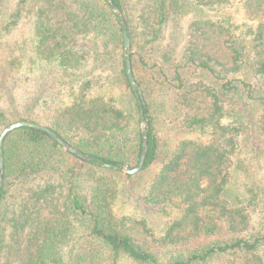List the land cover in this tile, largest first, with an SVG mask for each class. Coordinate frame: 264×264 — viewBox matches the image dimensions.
I'll return each mask as SVG.
<instances>
[{"label":"trees","instance_id":"obj_1","mask_svg":"<svg viewBox=\"0 0 264 264\" xmlns=\"http://www.w3.org/2000/svg\"><path fill=\"white\" fill-rule=\"evenodd\" d=\"M39 1L31 58L26 66L22 58L13 59L7 77L23 82L33 69L55 66L71 89L76 87L73 100L20 103L12 86L0 107V132L14 121L32 120L52 128L85 157L36 128L21 127L7 136L0 264H264V232L254 231L251 223L257 198L245 202L230 189L243 136L255 137V144L264 136V0H192L196 11L219 15L242 9L244 18L236 24L233 14L196 17L185 62L171 65L174 61L159 57L156 44L168 18L187 13L190 2L144 0L138 26L125 1L112 0L128 25L132 67L143 95L148 94L143 75L153 69L176 88L184 114L175 121H181L183 132L205 137L183 136L174 148L160 134L147 100L142 118L126 72L119 13L106 0ZM26 2L9 12L6 30L19 25ZM89 65V75L80 81L76 72ZM95 78L103 80L98 94H92ZM145 131L142 171L103 166L136 167ZM87 175L92 184L84 194ZM17 190L24 193L11 211ZM164 214L168 220L159 232L153 218Z\"/></svg>","mask_w":264,"mask_h":264},{"label":"rangeland","instance_id":"obj_2","mask_svg":"<svg viewBox=\"0 0 264 264\" xmlns=\"http://www.w3.org/2000/svg\"><path fill=\"white\" fill-rule=\"evenodd\" d=\"M20 0H0V78L5 80V84L0 83V107H4L7 99L8 91L18 98L20 103H25L27 99L38 98L43 106L48 104L63 105L68 104L73 100V85L62 77L60 71L55 66L44 65L33 69L31 72H27L29 79L21 82L17 78H8L9 63L18 57L22 58V61L26 63L31 58L30 43L32 45L33 33H34V18L36 9L39 5V0H27L24 4L25 9L23 11V17L17 27L8 31L5 24L7 15L11 12L14 6ZM130 10L135 14L134 21L140 25V14L142 9L146 7L144 0H124ZM190 2V6L187 13L181 15H172L168 18L167 23L162 29V33L156 47L159 48V57L164 58L172 63H184L186 57V48L190 39V31L192 29V22L196 17H211L216 20L222 15L233 14V20L236 24H240L244 18V11L232 9L224 10L221 14L215 12L196 11L192 5V0H185ZM89 68L91 65L80 68L75 76L83 81L86 76L89 75ZM143 79L146 80L147 85V97L143 95L144 100L149 101L153 105L155 114L158 116L157 127H160V134L169 143L171 148H174L179 140L184 136L187 138L196 139L201 135L198 132L192 134H186L182 130L181 121L175 118L178 115L184 114V110L179 108L177 100L178 94L176 93L175 86L167 83L160 77V75L153 69L149 70V73L143 75ZM17 81L18 85H13V82ZM92 94H98L103 90V80L98 81L95 78L93 83ZM142 94L143 90L140 88ZM15 122V121H14ZM13 123V122H12ZM45 125V124H44ZM142 127H146L143 124ZM1 133V132H0ZM246 135L243 136L240 149L233 157V177L231 182V192L233 195H240V198L245 202H248L250 197H256V203L251 207V223L254 231L264 232V136L258 137V142L255 144V137L246 139ZM201 140H205V137H200ZM158 170V166L154 167L147 173L146 183L152 178L153 174ZM100 173V172H99ZM37 183V181L33 182ZM83 193L87 194L92 184V177L85 176L83 182ZM22 190L17 192L10 198V210H15L16 202L21 194ZM257 194L256 196H251ZM262 198V199H261ZM130 207L129 205L127 206ZM44 214H49L48 209H44ZM168 220L166 214L162 216H155L153 218V225L160 232L163 224ZM132 264V263H126Z\"/></svg>","mask_w":264,"mask_h":264},{"label":"water","instance_id":"obj_3","mask_svg":"<svg viewBox=\"0 0 264 264\" xmlns=\"http://www.w3.org/2000/svg\"><path fill=\"white\" fill-rule=\"evenodd\" d=\"M106 2L108 4H110L111 8L114 9L116 12H118L119 15L121 16L120 22H121L122 32H123V36H124V54H125V62H126V72H127L128 79H129V81H130V83H131V85L135 91L136 97L138 99V104H139L140 109H141L142 118H144V110H143L144 97H143V94L140 90L139 84L135 78L133 67H132L131 51H130L131 38H130L129 32H128V25H127V22L125 21V19L123 18L122 13L118 9L117 5L112 0H106ZM21 127H31V128H36V129L42 130L44 132H47L55 141H57L66 150H68V151H70V152H72L78 156L85 157L84 152L80 151L79 149L74 147L72 144H70L69 142L64 140L57 132H55L49 126L35 122V121H32V120L15 121V122L7 125L0 133V187L3 185V182H4L3 174H4V167H5V157H4L5 139L14 130L21 128ZM143 142H144L143 152H142L140 161L136 167L131 168V167H128L126 164H123L122 166H117V165L110 164V163H103V166L113 168V169L124 168V170L130 174H136V173L142 171L145 167V160H146L147 148H148V146H147V143H148L147 131H145Z\"/></svg>","mask_w":264,"mask_h":264}]
</instances>
